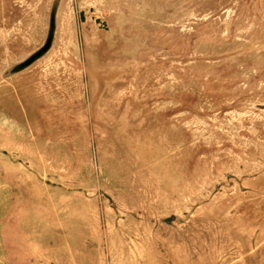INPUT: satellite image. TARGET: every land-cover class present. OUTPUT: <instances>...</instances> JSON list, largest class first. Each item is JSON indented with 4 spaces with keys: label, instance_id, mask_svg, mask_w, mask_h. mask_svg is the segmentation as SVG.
Returning <instances> with one entry per match:
<instances>
[{
    "label": "rangeland",
    "instance_id": "rangeland-1",
    "mask_svg": "<svg viewBox=\"0 0 264 264\" xmlns=\"http://www.w3.org/2000/svg\"><path fill=\"white\" fill-rule=\"evenodd\" d=\"M0 264H264V0H0Z\"/></svg>",
    "mask_w": 264,
    "mask_h": 264
}]
</instances>
